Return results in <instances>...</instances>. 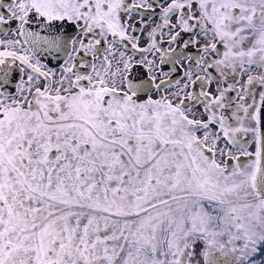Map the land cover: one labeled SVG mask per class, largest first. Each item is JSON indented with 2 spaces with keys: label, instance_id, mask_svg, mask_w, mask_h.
Listing matches in <instances>:
<instances>
[{
  "label": "snow or ice",
  "instance_id": "obj_1",
  "mask_svg": "<svg viewBox=\"0 0 264 264\" xmlns=\"http://www.w3.org/2000/svg\"><path fill=\"white\" fill-rule=\"evenodd\" d=\"M0 264H264V0H0Z\"/></svg>",
  "mask_w": 264,
  "mask_h": 264
},
{
  "label": "flooded vegetation",
  "instance_id": "obj_2",
  "mask_svg": "<svg viewBox=\"0 0 264 264\" xmlns=\"http://www.w3.org/2000/svg\"><path fill=\"white\" fill-rule=\"evenodd\" d=\"M149 27H151V23L149 24ZM145 31H147V29H145ZM165 39H166V37H165ZM141 45L143 46L144 45V38L142 37V39H141ZM42 62H44V63H48L47 61H42ZM187 63V62H186ZM49 66L50 67H53V68H56V62H52V63H50L49 64ZM177 75H179V73H177ZM244 79H246V76L245 77H243V78H241V84L243 83V80ZM258 90V89H257ZM199 109L197 110V112L199 113ZM201 118H204V117H201ZM219 159V158H218Z\"/></svg>",
  "mask_w": 264,
  "mask_h": 264
}]
</instances>
